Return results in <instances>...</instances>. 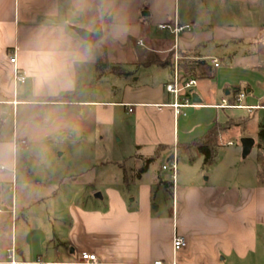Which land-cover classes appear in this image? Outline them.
I'll return each instance as SVG.
<instances>
[{"label":"crops","instance_id":"0c3cea01","mask_svg":"<svg viewBox=\"0 0 264 264\" xmlns=\"http://www.w3.org/2000/svg\"><path fill=\"white\" fill-rule=\"evenodd\" d=\"M174 18L191 25L178 38L158 27ZM76 27L102 28L103 35L91 43ZM98 53L106 64L100 76ZM175 53L180 75L197 79L192 95L201 99L194 103L191 96L193 105L179 116L172 107L174 94L166 88ZM13 55L27 73L24 83L14 82ZM109 73L118 77L113 90L104 84ZM261 78L264 0H0V166L9 168L0 169V222H12L13 209L18 215L14 194L9 207L3 197L15 186L17 152L26 160L30 146L49 136L97 132L102 140L112 136L119 143L113 146L116 153L128 149L130 157H145L161 147L162 167L176 149L178 168L182 156L201 165L197 175L180 180L177 174L172 187L158 184L152 168L139 181L125 183L119 164L126 157L96 163L118 168L112 183L56 190L57 175L49 176L38 197L47 198L49 216L42 227L27 224L16 246L19 258L81 264V253L89 252L96 254L97 264H264V184L235 185L227 173L206 175L200 150L178 149L216 121L241 118L245 123L235 127L248 130L251 116L264 110V96L250 97L264 86ZM232 85L244 88L243 107L226 106ZM263 120L264 115L257 126ZM245 136L258 143L256 129ZM22 139L27 145L17 147ZM221 155L219 147L212 166ZM167 171L162 169L161 176L172 180ZM98 191L95 201L87 199ZM17 223L16 218L15 236ZM13 232L0 233V260ZM176 235L184 236L187 246L175 252Z\"/></svg>","mask_w":264,"mask_h":264},{"label":"rangeland","instance_id":"374dc122","mask_svg":"<svg viewBox=\"0 0 264 264\" xmlns=\"http://www.w3.org/2000/svg\"><path fill=\"white\" fill-rule=\"evenodd\" d=\"M236 72V76L237 74L240 76L241 71L237 69ZM116 78L118 77H114L109 73L104 79V84L108 85L107 88L109 90L114 89ZM260 83H264V78H261ZM250 95L251 99H253V96L257 97V99L263 97L264 86L260 85L258 92ZM255 112L258 114L254 113L251 116L252 119L247 127L248 130L235 127L223 134V138L220 140L222 142L220 146L222 159L218 165L206 167V175L210 172L212 174L227 173L232 177L230 183L235 185L242 183L253 185L255 182L264 184V144H262L260 139H257L258 143L245 155L243 154L241 143L242 138L250 133V129H256L257 134H259L258 131L264 128V120L261 122L262 126H257L260 118L264 115V110H257ZM228 141H232L233 144H228ZM117 144L119 143H116L112 136L110 139L106 138L102 140L97 132L90 134L66 132L56 136H49L41 143L30 146L29 155L26 156V160L21 150L17 152L18 166L14 192L12 190H10L11 192L6 191L3 196L6 207H9L12 195L14 194L18 209L16 236V225L14 227V238L17 247H20L21 241L25 238L27 224L31 223L37 227H42L39 223L42 222L43 224L45 215L49 216L47 215L46 203H43V201H47V198H38L41 197L44 190L42 184H47L46 179L53 174L57 175V180L54 182L56 184L54 189L56 190L70 189L74 186H76L74 188L77 190L81 188L80 185L87 183H112L115 175H117L118 168L113 165L103 167H96L95 165L99 161L111 160L113 158L120 161L125 157L128 159L132 152L128 149L117 153L114 152L113 146ZM182 158L180 159L177 171L180 180L187 175H197L201 169V165L199 163H188L186 161L188 160L187 156H182ZM161 159L151 166V170H160L163 158ZM132 163H128V168ZM165 164L169 165V162L167 161ZM3 167V169L0 168L1 171H9L7 166ZM169 174L171 172L168 170L167 175ZM72 175L76 178L75 182L69 180V176ZM242 178H245L244 181ZM39 190H41V193H39ZM90 193L91 196L87 197V199L95 201L97 195L101 192ZM51 218L53 220L52 216ZM45 225L47 226V223Z\"/></svg>","mask_w":264,"mask_h":264},{"label":"built area","instance_id":"2783aa9c","mask_svg":"<svg viewBox=\"0 0 264 264\" xmlns=\"http://www.w3.org/2000/svg\"><path fill=\"white\" fill-rule=\"evenodd\" d=\"M159 30L161 31H171L175 38H178V35L181 32L189 31L191 29V25L189 24H181L177 18H174L170 22L161 23L158 25ZM139 45H144L142 40H139ZM179 55L175 53L174 56V68H173V77L172 81L167 84V90L174 94L175 101L172 104L174 109V113L176 116H179L183 113V108L193 105L191 96L192 90L197 85V79L194 76H181L179 71ZM10 62L15 64V74H14V82L15 83H24L27 79V73L21 72L18 66L16 65V56L13 55L10 58ZM213 64L215 66L219 65V60L214 59ZM245 98V93H241L238 97V101L236 104H226L228 107L240 108L244 105L242 104L243 99ZM131 110V109H130ZM26 146L27 141L22 139L17 141L16 146ZM4 167L1 166V169ZM164 170H169L171 172V179L173 182L176 181L177 171H178V155L177 150H174L173 157L171 161H169V165L165 164L162 166ZM11 190L14 191V186H11ZM0 212L1 209H0ZM16 221V213L15 210H12V230H14ZM14 233V232H13ZM187 246V240L184 236L176 235L173 242L174 251H179ZM41 262H26L19 258V252L15 245L14 235L12 237L11 245L6 249V255L4 259L0 260V264H40ZM81 264H97L98 259L96 254H92L89 252H83L80 255Z\"/></svg>","mask_w":264,"mask_h":264},{"label":"trees","instance_id":"16d2710c","mask_svg":"<svg viewBox=\"0 0 264 264\" xmlns=\"http://www.w3.org/2000/svg\"><path fill=\"white\" fill-rule=\"evenodd\" d=\"M98 55V68H99V76L102 73V70L104 66L106 65L103 62L102 56L100 53ZM190 65V64H189ZM190 71L193 72L192 65L189 66ZM204 74H208V72H203ZM186 75H188V72H186ZM202 75V74H201ZM229 90L231 91V97L229 99V102L231 104H236L237 99L239 95L244 91V88H242L240 85H232L230 86ZM245 123L244 119H229L225 123H221L216 121L210 128L207 130V132L194 140H192L189 143L186 144H179L178 149L179 152H188L191 153L193 149H198L203 154V165L205 167H210L213 164L217 162L218 155H219V147L220 144V136L226 132L227 130L235 127V126H243ZM259 139L261 141L264 140V128L259 131ZM161 147L157 148V151L151 155V156H142L135 154L134 156L129 157L125 162L120 163L119 165L122 167L124 171V177L123 180L125 183L130 184L135 181H139L142 178V175L144 173H147L151 166L155 164L159 160ZM173 154L170 156V159H172ZM194 157L191 156V162H193ZM133 162L130 167L128 168V163ZM162 167L160 170H157L155 172L156 176V182L158 184L164 183L167 187H172L173 181L170 179H164L161 176L162 173ZM127 173H130L131 175H128ZM12 228V222L10 218H6L5 220L0 222V233L8 232Z\"/></svg>","mask_w":264,"mask_h":264},{"label":"water","instance_id":"95a60500","mask_svg":"<svg viewBox=\"0 0 264 264\" xmlns=\"http://www.w3.org/2000/svg\"><path fill=\"white\" fill-rule=\"evenodd\" d=\"M75 30L84 40L91 43L98 41L103 35L102 28L97 29L95 32L77 27L75 28ZM192 98L194 103L201 102V99L196 93H193ZM241 143H242L243 154L246 155L252 150L255 144V139L253 137L246 136L242 138Z\"/></svg>","mask_w":264,"mask_h":264}]
</instances>
